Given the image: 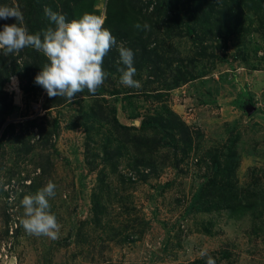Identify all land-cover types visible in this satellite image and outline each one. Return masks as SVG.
Wrapping results in <instances>:
<instances>
[{
	"label": "rangeland",
	"instance_id": "obj_1",
	"mask_svg": "<svg viewBox=\"0 0 264 264\" xmlns=\"http://www.w3.org/2000/svg\"><path fill=\"white\" fill-rule=\"evenodd\" d=\"M130 5L0 0L26 27L46 6L68 21L101 16L141 84L120 83L115 47L97 93L72 101L36 76L1 81L0 64V264H206L202 250L215 264H264V0ZM49 180L57 239L20 224L21 200Z\"/></svg>",
	"mask_w": 264,
	"mask_h": 264
},
{
	"label": "clouds",
	"instance_id": "obj_2",
	"mask_svg": "<svg viewBox=\"0 0 264 264\" xmlns=\"http://www.w3.org/2000/svg\"><path fill=\"white\" fill-rule=\"evenodd\" d=\"M50 26L42 32L31 34L24 24L19 7L0 6V19L14 18L15 23L3 25L0 30V50L5 56L19 53L25 48L41 52L46 58L42 70L36 75L35 83L40 85L50 98L62 97L69 101L76 94L95 95L103 85L108 73L103 69L104 57L115 47L119 53L120 83L129 88H139L134 79V52L118 43L111 31L104 27L101 16L84 13L79 19L68 21L64 14L44 8ZM137 29L148 30L150 25L137 23ZM12 80L15 82V78ZM56 184L49 180L35 194L25 195L21 200L23 217L20 224L28 235L46 236L57 239L60 225L50 211L49 199L56 195ZM206 264H215L205 250Z\"/></svg>",
	"mask_w": 264,
	"mask_h": 264
},
{
	"label": "trees",
	"instance_id": "obj_3",
	"mask_svg": "<svg viewBox=\"0 0 264 264\" xmlns=\"http://www.w3.org/2000/svg\"><path fill=\"white\" fill-rule=\"evenodd\" d=\"M132 1L133 0H122L123 6L125 7L126 11L129 13H131L133 11V7H132V5H130V3ZM30 7H31V9H33L35 11L33 1L31 2ZM27 15H29V14H27ZM109 20H110V14L107 15V21H109ZM145 20L146 21H144L142 19L141 15L140 16L138 15V17L136 18V24L139 23V24L143 25L144 23H147L150 25V23H148L146 18H145ZM106 23H108V22H106ZM48 26H50V22L46 18L44 12L42 13L41 17L36 16V17L32 18L30 15L27 17V29L29 30V32L31 34L42 32V30L46 29ZM104 27L106 28V26H104ZM118 29L120 30L121 28H118ZM0 30H2V29H0ZM121 34H122V36L124 34H126L127 39H134V40L141 39V36H142L140 34L128 35V31H123V29L121 30ZM135 46H137V45H134V47ZM1 52L3 54L2 50H1ZM2 54H0V55H2ZM19 55H21L22 57H19ZM5 58H6V62L0 61V64H2L1 65L2 66L1 81H3L4 79H7L8 76L12 73L18 74L21 79L25 76L24 74H28V75H26L27 78L32 77V76H36L42 70V67L46 63H48L47 58L41 52H37L36 50H34L32 48H25L22 51H20L19 53L9 54V55L5 56ZM110 61H111V57H110V59H108V54H107L104 57L103 66L105 65L106 68H109ZM110 65H111V63H110ZM1 81H0V86H1ZM147 124L148 123L145 121V122L141 123V126L147 127L148 126Z\"/></svg>",
	"mask_w": 264,
	"mask_h": 264
},
{
	"label": "water",
	"instance_id": "obj_4",
	"mask_svg": "<svg viewBox=\"0 0 264 264\" xmlns=\"http://www.w3.org/2000/svg\"><path fill=\"white\" fill-rule=\"evenodd\" d=\"M17 99L15 98V101H16Z\"/></svg>",
	"mask_w": 264,
	"mask_h": 264
}]
</instances>
